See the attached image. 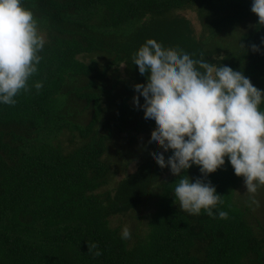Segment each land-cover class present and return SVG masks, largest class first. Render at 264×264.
Here are the masks:
<instances>
[{"label": "trees", "instance_id": "16d2710c", "mask_svg": "<svg viewBox=\"0 0 264 264\" xmlns=\"http://www.w3.org/2000/svg\"><path fill=\"white\" fill-rule=\"evenodd\" d=\"M21 3L37 13L34 18L45 28L47 42L38 53L41 60L28 81L29 91L21 90L15 105L0 103V264H264V196L258 199L259 208L247 197L233 196L241 177L227 157L206 178L195 165L181 173L190 182H210L222 196L223 204L213 209V217L204 210L191 215L180 209L174 197L180 178L156 164L152 154L163 150L153 142L134 143L117 153L125 157L121 164L100 159L114 131L146 132L150 140L156 128L153 120L144 119L142 108L126 102L131 88L124 81L126 94L112 104L116 113L102 117L99 105L100 96L107 93L99 84L112 65L125 64L133 85L147 83L149 74L139 73L133 57L148 39L181 49L193 59L203 54L209 63L242 71L264 91L258 85L264 80V25L251 12L253 0ZM184 8L195 13L200 27L196 37L190 35L188 21L175 13ZM253 44L258 52L251 51ZM102 48L108 58L100 66L92 59L83 63L76 58ZM257 71L260 76L255 79ZM36 82L42 83L41 89L34 87ZM69 93L90 108L82 122L67 118L71 112L64 107L63 94ZM139 103L143 105V97ZM260 107L264 110V103ZM62 128L73 131L78 140L68 150H62L57 139ZM132 142L129 136L127 143ZM139 152L143 157L131 172L111 190H99ZM163 154L167 161L173 153ZM165 171L168 177L162 176ZM143 201L149 204L143 215L145 229L128 244L108 219ZM219 211L227 212L228 218L220 219ZM251 213L260 214L254 218L259 231L252 227ZM89 243L97 244L102 255L88 252Z\"/></svg>", "mask_w": 264, "mask_h": 264}, {"label": "clouds", "instance_id": "9594fccd", "mask_svg": "<svg viewBox=\"0 0 264 264\" xmlns=\"http://www.w3.org/2000/svg\"><path fill=\"white\" fill-rule=\"evenodd\" d=\"M251 12L264 25V0H253ZM44 44L33 12L21 0H0V103L15 105L21 90L29 91L28 81L37 73L38 53ZM251 51L258 52L259 47L253 44ZM133 62L141 75L149 74L146 84L134 85L139 95L133 97V104L143 109L144 119L155 122L150 142L163 153H173L167 161L163 153L152 155L161 169L168 167L180 178L174 188L180 209L191 215L204 210L213 217V209L223 204L222 196L210 182H190L181 173L195 165L206 178L225 164V157L234 174L243 178L251 203L259 208L255 194L264 186V110L260 107L264 91L242 71L209 63L203 54L193 59L183 50L164 48L153 39L139 48ZM42 86L41 82L34 84L37 90ZM218 216L228 218L224 211ZM130 238L125 226L121 239ZM87 247L94 257L102 255L97 244Z\"/></svg>", "mask_w": 264, "mask_h": 264}, {"label": "rangeland", "instance_id": "374dc122", "mask_svg": "<svg viewBox=\"0 0 264 264\" xmlns=\"http://www.w3.org/2000/svg\"><path fill=\"white\" fill-rule=\"evenodd\" d=\"M34 13L33 16L34 15L37 16V13L35 11ZM175 13L181 15L188 21V25L191 28L190 35H194L196 37L200 31V27L196 20L193 9L184 8L175 11ZM245 24L247 25V27H250L251 25L250 19L249 21L247 20ZM37 26L39 33L44 36L45 41L47 42V32L44 31L45 28L39 23V21H37ZM102 49L103 50H99L98 52L96 51L94 53H80L76 55V58H78L83 63H87L89 59H92L97 63V65L100 66L108 58V55L106 54V50H104V48ZM218 54L221 55V52H219ZM126 68L127 67L125 66V64L121 62L117 65H112L106 70L104 78L99 84V87L102 86L105 88V91L107 90V93L104 92V94L99 98L100 101L99 105L103 109V113H101L102 117L116 113V109L112 107V104H116L119 101V97L123 94H126V91L122 87V81L126 82L128 86L131 88V96L126 100V102L131 106L138 107L133 104V97L137 96V93L134 91V85L132 84L131 78L127 75ZM259 76L260 74L257 71L255 79H257ZM258 85L264 87V80L258 81ZM67 88H69V86L63 87V89H67ZM63 97L65 104L64 107L71 112L70 115L67 116V118L71 119L73 122L79 123L90 115V108L86 107L84 100L75 98L71 93L63 94ZM106 106H110L111 107L110 110H105ZM153 123L155 125L154 120ZM127 125L128 124H124L123 126L127 127ZM95 128L98 130L99 126H96ZM129 136H132L133 138V142L130 144L127 143ZM57 139L59 141L62 150H68L74 147L78 141L73 131L72 133H70L64 130V128H62L60 133L57 135ZM149 142L150 140L148 137V133L146 132L136 133L134 131H114L113 138H111L108 141L107 148L105 152L101 154L100 159H105V160L110 159L112 162L116 160L118 164H121L122 162H124L125 157L122 154H118L117 156V153H121L123 150L125 151L126 149L132 148L134 143L136 145H141ZM162 150L163 149L160 148V151ZM142 157H143V153L139 152L135 157V159L129 162L123 171L121 172L117 171L114 174L109 175L107 182L103 184V186H101L99 190H103V189L111 190L115 182L119 180L125 174V172H131L134 169L136 162L141 160ZM110 171L111 169L109 170V173ZM169 174H170L169 171H165L162 174V176L168 177ZM263 187L264 186L258 188V191L255 194L256 200L260 198V195L264 196ZM233 196H235L236 199L237 196H240L241 199H243V196L247 197L246 199L249 198V194L246 193V188L244 186V180L242 177L240 181L235 185V188L233 189ZM147 210H149V204L143 201L141 205H138L134 209L128 210L125 213L110 216L108 219V225L110 227H117L120 233L122 232V229L125 226H128L130 229L131 238L127 239L126 241L128 244H130L133 242L136 235H141L143 233L145 229L143 215L146 214ZM251 215L252 218L250 219L251 220L250 222L252 224V227L255 228L256 227L255 221L256 219L259 218L260 214L251 213ZM257 231H259V228H257ZM259 234L261 233L259 232Z\"/></svg>", "mask_w": 264, "mask_h": 264}]
</instances>
